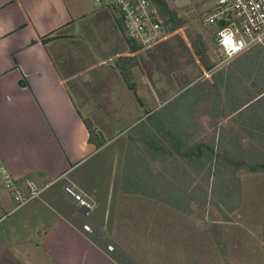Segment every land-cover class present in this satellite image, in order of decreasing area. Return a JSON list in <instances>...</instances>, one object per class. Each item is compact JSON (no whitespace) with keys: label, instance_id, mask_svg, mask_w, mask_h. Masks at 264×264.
Returning a JSON list of instances; mask_svg holds the SVG:
<instances>
[{"label":"crops","instance_id":"0c3cea01","mask_svg":"<svg viewBox=\"0 0 264 264\" xmlns=\"http://www.w3.org/2000/svg\"><path fill=\"white\" fill-rule=\"evenodd\" d=\"M105 1L0 0V167L35 193L17 206L0 174V264H127L107 230L126 134L155 108L128 87L138 67Z\"/></svg>","mask_w":264,"mask_h":264},{"label":"rangeland","instance_id":"374dc122","mask_svg":"<svg viewBox=\"0 0 264 264\" xmlns=\"http://www.w3.org/2000/svg\"><path fill=\"white\" fill-rule=\"evenodd\" d=\"M199 11L164 8L167 40L139 62L116 19L138 67L128 87L155 108L126 134L107 230L127 264H264V97L248 103L264 90V45L223 61Z\"/></svg>","mask_w":264,"mask_h":264},{"label":"built area","instance_id":"2783aa9c","mask_svg":"<svg viewBox=\"0 0 264 264\" xmlns=\"http://www.w3.org/2000/svg\"><path fill=\"white\" fill-rule=\"evenodd\" d=\"M192 0H107L103 5L122 23L125 37L139 50L150 49L167 37L164 8L171 3H187ZM100 0H96L99 4ZM167 6V7H166ZM200 24L213 32V41L223 61L227 62L254 47L264 45V0H198ZM5 189L13 191V199L20 206L32 195L24 198L14 188L3 167H0ZM65 193L72 198L79 210L86 211L91 206L71 188ZM85 232L91 233L87 225ZM113 251L111 246L107 247Z\"/></svg>","mask_w":264,"mask_h":264},{"label":"trees","instance_id":"16d2710c","mask_svg":"<svg viewBox=\"0 0 264 264\" xmlns=\"http://www.w3.org/2000/svg\"><path fill=\"white\" fill-rule=\"evenodd\" d=\"M262 95V97H264V90L263 91H259L256 93V96L252 99V100H249L248 103L252 102L253 100H255L253 103H258L260 99H262V97H260ZM260 97V98H259ZM259 98V99H258ZM85 126L90 134V136H92V134L94 132H92V127H91V124L88 122V121H85ZM91 140V139H90ZM249 171L251 172H255L256 170L255 169H252V168H248Z\"/></svg>","mask_w":264,"mask_h":264}]
</instances>
